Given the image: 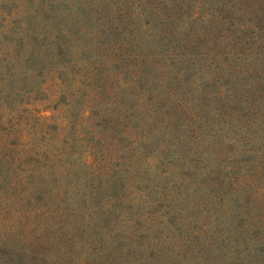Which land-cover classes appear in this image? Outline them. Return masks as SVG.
<instances>
[{
	"label": "rangeland",
	"instance_id": "obj_1",
	"mask_svg": "<svg viewBox=\"0 0 264 264\" xmlns=\"http://www.w3.org/2000/svg\"><path fill=\"white\" fill-rule=\"evenodd\" d=\"M0 264H264V0H0Z\"/></svg>",
	"mask_w": 264,
	"mask_h": 264
},
{
	"label": "trees",
	"instance_id": "obj_2",
	"mask_svg": "<svg viewBox=\"0 0 264 264\" xmlns=\"http://www.w3.org/2000/svg\"><path fill=\"white\" fill-rule=\"evenodd\" d=\"M52 39L53 40H51L50 41V43H55L56 44V46L59 48V49H62V50H60V52H62L63 51V43H61L60 41H61V39L59 40V39H57V37H52ZM50 43H48V46L50 45ZM13 45H15V46H20V45H22V42H21V40H16V42H14L13 43ZM68 52H70L69 50H68ZM61 54V53H60ZM89 54H86V57L88 58L89 56H88Z\"/></svg>",
	"mask_w": 264,
	"mask_h": 264
}]
</instances>
